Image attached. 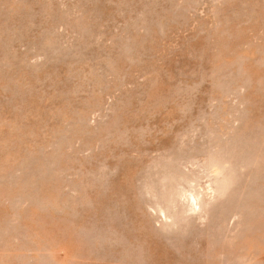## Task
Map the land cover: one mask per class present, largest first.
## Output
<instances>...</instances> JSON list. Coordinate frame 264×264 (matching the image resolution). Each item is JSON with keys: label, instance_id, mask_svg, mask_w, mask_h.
Returning <instances> with one entry per match:
<instances>
[{"label": "rangeland", "instance_id": "rangeland-1", "mask_svg": "<svg viewBox=\"0 0 264 264\" xmlns=\"http://www.w3.org/2000/svg\"><path fill=\"white\" fill-rule=\"evenodd\" d=\"M0 264H264V0H0Z\"/></svg>", "mask_w": 264, "mask_h": 264}]
</instances>
